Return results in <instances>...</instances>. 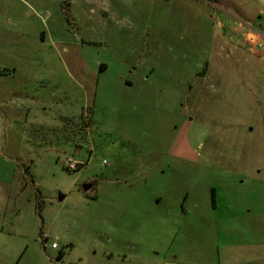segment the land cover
<instances>
[{
  "label": "rangeland",
  "instance_id": "obj_1",
  "mask_svg": "<svg viewBox=\"0 0 264 264\" xmlns=\"http://www.w3.org/2000/svg\"><path fill=\"white\" fill-rule=\"evenodd\" d=\"M151 253L264 264V0H0V264Z\"/></svg>",
  "mask_w": 264,
  "mask_h": 264
},
{
  "label": "flooded vegetation",
  "instance_id": "obj_2",
  "mask_svg": "<svg viewBox=\"0 0 264 264\" xmlns=\"http://www.w3.org/2000/svg\"><path fill=\"white\" fill-rule=\"evenodd\" d=\"M104 66H106V65H101L100 68L103 69V68H105ZM204 140H206V139H204ZM97 180H98L97 177H93L89 181L88 180L84 181L82 184H88V186H90L89 189H91V188L96 187V181ZM81 189L83 190L82 185H81ZM89 189H87V190H89ZM210 194H211V201H210L211 205H212V207H216L217 206V202H216L217 201V194H216V191H215L214 187H211ZM188 198H189V192H185V195L183 196V200H181L180 204L183 206V204L186 202L185 200H188ZM104 254H105V252H104ZM105 255H107V254H105ZM153 255H155V256H153ZM157 255H158V253H155V254L151 253L150 255L146 254L144 256H141L143 262L140 263V264H147L145 261L146 260L151 261L152 259H153L152 262H154L156 264H162V259H160V261H159ZM131 260L132 259H129V261H131ZM123 261H124V259H123Z\"/></svg>",
  "mask_w": 264,
  "mask_h": 264
},
{
  "label": "built area",
  "instance_id": "obj_3",
  "mask_svg": "<svg viewBox=\"0 0 264 264\" xmlns=\"http://www.w3.org/2000/svg\"><path fill=\"white\" fill-rule=\"evenodd\" d=\"M69 165H70V167L72 168V169H75V166L76 165H79V164H81L82 162L81 161H79V160H69ZM57 246H58V244L57 243H54V241L51 243V247L53 248V249H56L57 248Z\"/></svg>",
  "mask_w": 264,
  "mask_h": 264
},
{
  "label": "crops",
  "instance_id": "obj_4",
  "mask_svg": "<svg viewBox=\"0 0 264 264\" xmlns=\"http://www.w3.org/2000/svg\"><path fill=\"white\" fill-rule=\"evenodd\" d=\"M247 28L249 29V26H248L247 24H245V25L242 26V30L245 29V31H246ZM254 34H256L257 37L259 36V34H258V32H257L256 30L254 31ZM57 247H58V246H57Z\"/></svg>",
  "mask_w": 264,
  "mask_h": 264
},
{
  "label": "water",
  "instance_id": "obj_5",
  "mask_svg": "<svg viewBox=\"0 0 264 264\" xmlns=\"http://www.w3.org/2000/svg\"><path fill=\"white\" fill-rule=\"evenodd\" d=\"M82 188H83L84 191H86L87 189L90 188V186H88V184H82ZM62 196H63V195H61V196L59 197V199H61Z\"/></svg>",
  "mask_w": 264,
  "mask_h": 264
},
{
  "label": "trees",
  "instance_id": "obj_6",
  "mask_svg": "<svg viewBox=\"0 0 264 264\" xmlns=\"http://www.w3.org/2000/svg\"><path fill=\"white\" fill-rule=\"evenodd\" d=\"M62 252H60V254H61Z\"/></svg>",
  "mask_w": 264,
  "mask_h": 264
}]
</instances>
